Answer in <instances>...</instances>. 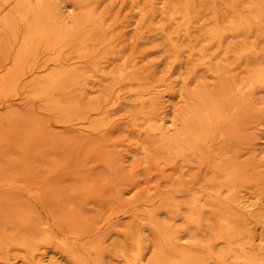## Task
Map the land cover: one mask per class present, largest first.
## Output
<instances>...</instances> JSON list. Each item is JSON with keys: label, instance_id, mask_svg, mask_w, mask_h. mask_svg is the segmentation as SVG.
Returning a JSON list of instances; mask_svg holds the SVG:
<instances>
[{"label": "rangeland", "instance_id": "1", "mask_svg": "<svg viewBox=\"0 0 264 264\" xmlns=\"http://www.w3.org/2000/svg\"><path fill=\"white\" fill-rule=\"evenodd\" d=\"M134 1L145 3L149 0ZM255 1L258 2L219 0L217 9L223 17L233 11L248 15L242 5ZM96 7L108 21L109 33L115 37L122 56L128 58L127 65L140 76L150 75L151 79L166 85L173 82L171 86H176V93L167 92L163 99L164 111L171 122L163 127L156 124L168 136H174L177 128L172 121L176 120L179 109H185V100L178 91L182 79L187 76L169 58L158 32L151 30L152 26L157 28L166 23L155 19L139 29L136 24L138 9L133 0H101ZM161 7L159 5L158 10ZM73 15L74 11L66 13L69 18ZM255 31L245 39V44L237 40L234 47L231 46L234 60L238 59L234 54L243 46L264 49V37H253ZM18 46L19 41L13 37H0V76ZM182 60L186 67L187 59ZM263 61L264 54L259 58L244 57L230 75L242 80L247 66ZM110 71L111 68L106 69ZM199 76L211 88L217 85V81L204 72ZM22 84L0 91V237L24 228L32 235L48 233L50 240L37 248L36 263L71 264L58 240L65 238L66 231L81 233V243L93 241L105 246L102 253L105 264H121L115 247L130 245L141 234L149 244L146 257L150 258L156 239L149 222L158 223L166 235L181 230L178 234H185L186 238L174 243L178 248L208 256V241L209 246H213L214 240H192L183 221L172 220L170 211L191 195L211 194L213 186L208 181L204 159L210 157L212 162L217 156L232 159L255 181L241 195L247 204L258 200L261 203L253 206L251 212L239 210V215L253 221L251 232L256 244H264V218L257 222L251 216L258 211V215L264 216V92L255 91L249 97L245 114H235L228 122L231 137L217 140L211 150L192 144L183 151L166 152L162 151L160 136L151 135L141 122L136 125L130 114H126L135 108L123 101L110 104L102 115L67 116L32 98ZM196 86L191 80L188 89L194 90ZM87 90L82 99L85 105L100 96L101 88L93 84ZM239 99L234 98L235 101ZM76 115L87 117V120L77 119ZM98 122L102 127L97 130L89 126V123ZM148 123L156 122L151 118ZM190 148L196 155L189 151ZM188 213L183 210V214ZM67 241L70 248H79L72 238ZM21 255L23 251L13 250L9 264H18ZM0 264H4L1 259Z\"/></svg>", "mask_w": 264, "mask_h": 264}, {"label": "bare ground", "instance_id": "2", "mask_svg": "<svg viewBox=\"0 0 264 264\" xmlns=\"http://www.w3.org/2000/svg\"><path fill=\"white\" fill-rule=\"evenodd\" d=\"M99 1L0 0V37L11 36L19 41L0 76V91L14 89L23 82L32 98L67 116L102 115L110 104L123 101L135 108L126 114H130L136 125L141 122L151 135L160 136L159 143L166 152L183 151L192 144L211 150L217 140L231 137L228 122L235 114H245L249 97L255 91L264 92V61L247 66L242 80L230 75L244 57L259 58L264 54V49L252 45L237 51L234 56L238 59L234 60L231 55V46L234 47L237 40L245 44V39L256 29L253 37H264V27L260 26L264 25V0L243 4L248 15L233 11L225 17L217 9L219 0H149L145 3L133 0L138 9L139 29L155 19L166 23L157 28L152 26L151 30L158 32L169 58L187 76L178 91L185 100V109H179L176 120L172 121L177 128L172 137L161 131L160 126L171 122L164 111L163 99L167 92L175 94L176 86H171L173 82L166 85L151 79L150 75L140 76L127 65L128 58L122 56L115 37L109 33L108 21L96 7ZM159 5L162 7L158 10ZM68 11H74L71 18L66 16ZM109 60L112 64H108ZM107 68L111 71L106 72ZM200 72L216 80L217 85L211 88L209 83L201 81ZM191 80L197 83L194 90L188 89ZM93 84L100 86V96L85 105L82 99L87 95L88 86ZM235 97L240 101H235ZM76 116L87 120V117ZM151 118L156 123L149 124ZM89 126L97 130L102 123H89ZM189 151L196 155L193 148ZM204 160L208 181L213 186L211 194L191 195L170 211V215L174 221H183L192 240H214L213 246H209L208 241V256L178 248L174 243L186 238L185 234H178L181 230L166 235L158 223L149 222L156 239L152 257H146L149 244L146 237L139 234L132 244L115 247L121 264H221L227 261L264 264V244H256L251 232L253 221L239 215V210L251 212L253 206L261 203L258 200L247 204L241 195L255 181L232 159L217 156L212 162L210 157ZM30 191L35 195V190ZM184 209L189 211L187 215L183 214ZM72 210L74 212V207ZM256 213L252 212L251 216L259 222L264 216L258 215L259 211ZM65 235L58 240L71 264H105L104 254L102 256L105 246L93 241L81 243L82 234L78 232L66 231ZM69 238L78 249L70 248ZM47 240H50L48 233L32 235L27 228L4 234L0 237V259L9 264L11 253L18 249L23 251L18 264H38L34 260L35 253L39 244ZM214 254H218L217 257Z\"/></svg>", "mask_w": 264, "mask_h": 264}]
</instances>
